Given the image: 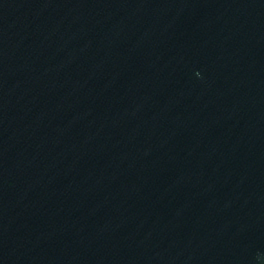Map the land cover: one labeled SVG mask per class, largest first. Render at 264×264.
Masks as SVG:
<instances>
[{"label":"water","instance_id":"1","mask_svg":"<svg viewBox=\"0 0 264 264\" xmlns=\"http://www.w3.org/2000/svg\"><path fill=\"white\" fill-rule=\"evenodd\" d=\"M0 264H264V0H0Z\"/></svg>","mask_w":264,"mask_h":264}]
</instances>
